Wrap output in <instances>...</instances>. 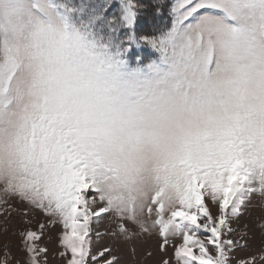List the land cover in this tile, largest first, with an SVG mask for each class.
<instances>
[{"label": "snow or ice", "instance_id": "1", "mask_svg": "<svg viewBox=\"0 0 264 264\" xmlns=\"http://www.w3.org/2000/svg\"><path fill=\"white\" fill-rule=\"evenodd\" d=\"M0 194L62 226L66 264H118L104 215L158 229L159 264H234L229 221L264 198V0H0Z\"/></svg>", "mask_w": 264, "mask_h": 264}, {"label": "rangeland", "instance_id": "2", "mask_svg": "<svg viewBox=\"0 0 264 264\" xmlns=\"http://www.w3.org/2000/svg\"><path fill=\"white\" fill-rule=\"evenodd\" d=\"M141 31V30H140ZM137 54L147 58H155L150 48L135 50ZM0 264L7 260V264H27L25 236L27 231L41 234L36 241L38 247L48 249L47 264H66L68 257L59 255L63 251L59 238L63 231L59 223L52 224V218L41 210L18 198L4 197L0 194ZM212 214H219L218 206L209 202ZM118 221L114 215H104L92 223V251L98 253L104 248L111 249V255L117 258L118 264H159L161 258H171L173 249L168 247L166 252L160 249L161 238L158 229L150 234L138 233L133 239L125 241L118 236ZM235 232L223 238L233 239L246 244V247L237 248L233 261L254 259L255 264H264V198L255 196L238 220L229 221ZM44 225L41 229V225ZM97 233L100 235L97 236ZM117 233V235H114ZM179 243L177 239L173 241ZM151 253V255H149ZM175 264V261L172 262Z\"/></svg>", "mask_w": 264, "mask_h": 264}, {"label": "trees", "instance_id": "3", "mask_svg": "<svg viewBox=\"0 0 264 264\" xmlns=\"http://www.w3.org/2000/svg\"><path fill=\"white\" fill-rule=\"evenodd\" d=\"M139 2H145V0H139ZM150 2H153L154 3L155 0H150ZM140 30H141V34H147L146 31H145V27H144L143 23H141ZM148 31H150V30H148Z\"/></svg>", "mask_w": 264, "mask_h": 264}]
</instances>
